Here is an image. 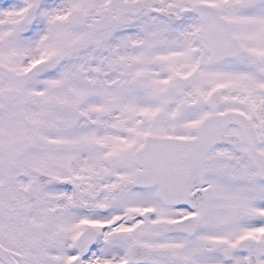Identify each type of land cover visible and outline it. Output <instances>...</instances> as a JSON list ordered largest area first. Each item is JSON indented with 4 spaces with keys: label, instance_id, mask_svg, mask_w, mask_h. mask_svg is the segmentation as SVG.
<instances>
[{
    "label": "snow or ice",
    "instance_id": "6c2138e0",
    "mask_svg": "<svg viewBox=\"0 0 264 264\" xmlns=\"http://www.w3.org/2000/svg\"><path fill=\"white\" fill-rule=\"evenodd\" d=\"M0 264H264V0H0Z\"/></svg>",
    "mask_w": 264,
    "mask_h": 264
}]
</instances>
